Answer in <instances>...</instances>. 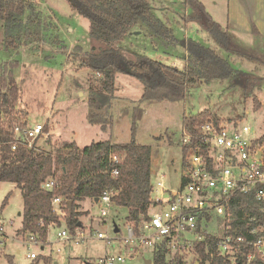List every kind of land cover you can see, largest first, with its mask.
<instances>
[{"label":"rangeland","instance_id":"1","mask_svg":"<svg viewBox=\"0 0 264 264\" xmlns=\"http://www.w3.org/2000/svg\"><path fill=\"white\" fill-rule=\"evenodd\" d=\"M25 1L34 5L37 16L32 24L27 20L28 11L24 13L19 28L21 38L15 48L11 46V50L4 48L3 24L0 21V74L3 64L9 66L8 63H11L8 70L19 89L17 112L26 117L28 127L43 125V133L33 142V146L40 151H50L52 145L63 140L75 141L79 147H84L105 139L115 143H127L134 139L137 143L151 146L153 188H157V182L162 180L164 187L172 190L180 185L183 114L208 109L222 124H248L256 134L262 133L264 38L255 37L253 40L250 36L248 40V34L236 38L239 34L231 33L234 48L226 52L213 41L205 23L193 20L194 10L186 0H148L156 16L172 28L177 41L170 44L151 37L145 25L138 23L121 41L105 43L91 38L88 20L73 11L67 0ZM209 9L213 7L209 6ZM216 9L215 13L220 17L221 4L218 3ZM34 28L38 36L29 32L26 37L25 31L34 32ZM186 38L204 41L214 48L230 62L235 74L225 80L212 79L188 85L187 94L181 100L140 103L143 112L136 119V128L132 132L142 83L132 75L117 73L114 96L106 110L109 124L103 129L86 120L91 73L81 65L76 52L99 51L112 46L129 59L143 54L182 69L185 52L182 42ZM253 97L259 100L260 107L254 106ZM2 118L0 113V122ZM47 139L51 144L47 143ZM6 196V203L1 206ZM78 206L77 209L82 212L79 220L82 224L80 231L85 236L83 239L61 241L57 232L65 227V222L59 220V226L49 227L46 240L31 242L30 236L20 232L21 189L12 182L0 181V227L5 235L0 245V264H8V258L13 264H80L116 254L125 257L122 264H147L146 259L155 264L152 248L142 246L133 254L130 251L132 245L124 241L127 208L109 206L107 214L101 215V204L88 198L80 201ZM153 208L150 212L155 210ZM217 223L213 219L206 226L207 230L218 235ZM115 226L117 231H114ZM98 232L105 237H98ZM31 253L34 258L30 257ZM170 257L171 252L167 258ZM182 259L187 263L200 260L196 253L188 249L183 251Z\"/></svg>","mask_w":264,"mask_h":264},{"label":"trees","instance_id":"2","mask_svg":"<svg viewBox=\"0 0 264 264\" xmlns=\"http://www.w3.org/2000/svg\"><path fill=\"white\" fill-rule=\"evenodd\" d=\"M70 8L88 20V32L91 38L105 43L121 41L130 33L133 26L143 23L149 36L159 38L167 43L177 39L172 28L152 10L148 0H67ZM194 10L193 20L207 25V32L221 49L231 52V33L219 23L213 21L201 2L186 0ZM185 2V3H186ZM28 11V12H27ZM28 13L27 20L33 24L37 11L31 2L25 0H0V21L3 24V45L11 50L21 38L19 28L21 17ZM16 30L17 33H14ZM254 31V30H253ZM37 35V29H27ZM255 35L257 31L253 32ZM38 36V35H37ZM235 39V38H234ZM235 41H237L235 39ZM186 66L183 69L152 59L147 55H137L135 59L125 57L119 49L108 46L99 51L76 52L82 66L90 70L88 94L86 102L88 112L86 120L106 128L109 118L106 110L114 96V81L117 73H125L136 77L142 83V94L135 106L132 122V132L136 128V119L143 112L140 103H151L156 100L176 101L187 94L188 85L197 82H208L212 79L225 80L235 74L230 62L219 55L216 50L199 40L186 38L182 42ZM237 44V43H236ZM237 46V45H236ZM9 66L3 64L0 74V181H9L21 189L22 210L20 232L24 235H35L37 242L44 241L50 224L59 226L57 216L52 213L50 201L53 196H60L66 208L64 222L70 233L81 226L77 208L80 201L88 198L95 202L104 192L110 194L113 207H125L127 213L125 222L134 226L137 233L144 220L149 218L150 210L155 203L151 199V156L150 145L140 144L132 139L127 143H115L110 139L92 142L79 147L75 141L63 140L52 145L50 151H40L32 146L27 148L19 143L11 150L15 142V127L24 128L26 117L16 109L18 85ZM254 106L260 107V102L253 97ZM211 121L219 123L216 115L204 109L194 114H183L182 132L190 134L186 143L180 142L181 164L189 151H196L206 156L207 145L199 133V126ZM261 138L264 139V118ZM47 143L51 144L49 139ZM117 153L118 163L109 160L110 153ZM208 160V159H207ZM117 170L113 175L111 171ZM58 170V173H57ZM49 177L56 179V185L51 190L41 187ZM7 196L3 199L4 206ZM79 203V204H78ZM70 205V206H69ZM264 203L255 199L252 192L238 193L229 202L226 212V222H230V234H241L243 241L234 261L215 254L217 238L204 233V239L195 242L192 250L199 256V264H264L259 254H254L249 262L246 255L254 253L252 242L262 233L252 232L263 227L262 209ZM5 236V235H3ZM191 250V249H189ZM170 251L162 242L152 253L155 264H194L182 259V253H175L167 258ZM8 264H13L8 258Z\"/></svg>","mask_w":264,"mask_h":264},{"label":"built area","instance_id":"3","mask_svg":"<svg viewBox=\"0 0 264 264\" xmlns=\"http://www.w3.org/2000/svg\"><path fill=\"white\" fill-rule=\"evenodd\" d=\"M43 125L35 124L33 127H15V142L11 150H15L19 143L27 148L33 146L34 140L41 135ZM200 137L208 147L206 156L196 151H189L185 156L180 170V185L168 190L163 181L157 182V188H152L151 199L155 210L151 211L149 218L144 220L138 232L134 226L126 224L124 241L132 245L130 251L135 254L142 246L153 249L165 242L172 253H183L184 250H194L195 242L204 239V233L217 238L215 254L234 261L243 241L241 234H230V222H226V212L232 197L238 193L252 192L256 200L264 203V139L261 133L256 134L248 125H227L206 121L199 126ZM190 134L183 132L182 143L188 142ZM112 163H118L120 157L117 153L109 154ZM208 159V160H207ZM111 173L117 174L114 168ZM56 185L54 177L47 178L41 187L51 190ZM153 187V186H152ZM101 204V215L107 214L111 205L110 194L106 191L95 201ZM52 213L59 220L64 221L66 208L60 196H53L51 201ZM154 209V208H153ZM217 220L220 233L212 234L207 225ZM264 223V208L262 209ZM65 224V223H64ZM51 226H57L50 224ZM77 226L73 233L66 228L57 232L61 241L70 239H83L85 236ZM49 230V229H48ZM252 232L262 233L252 242L254 253L246 255L249 262L254 254H259L264 260V226L253 229ZM4 232L0 227V245ZM97 236L104 238L101 232ZM31 242H37L35 235H30ZM30 257H35L33 253ZM125 257L122 254L105 255L93 262L80 264H122Z\"/></svg>","mask_w":264,"mask_h":264},{"label":"crops","instance_id":"4","mask_svg":"<svg viewBox=\"0 0 264 264\" xmlns=\"http://www.w3.org/2000/svg\"><path fill=\"white\" fill-rule=\"evenodd\" d=\"M203 5L204 9L210 15L211 19L226 28L230 33L239 34L236 38H241V34L246 35L248 40L250 36L253 40L255 37L264 38V0H198ZM221 4V14L217 17L215 13L216 5ZM212 6L213 9H209ZM218 18H222L221 20ZM256 30L258 35L253 32ZM206 40V36L204 37ZM200 41V40H199ZM202 43L206 44L204 41ZM248 43H250L248 41ZM185 54V52H184ZM181 65L185 68L186 63L184 58ZM181 69V68H180ZM151 156V169L152 168ZM82 226V225H81ZM151 263V262H150ZM149 263V264H150Z\"/></svg>","mask_w":264,"mask_h":264},{"label":"water","instance_id":"5","mask_svg":"<svg viewBox=\"0 0 264 264\" xmlns=\"http://www.w3.org/2000/svg\"><path fill=\"white\" fill-rule=\"evenodd\" d=\"M95 201H97V198L95 199ZM70 206V205H69ZM20 214V213H19ZM118 230V228L115 226L114 227V231H117ZM145 262L147 263V264H149L150 262H151V260L150 259H146L145 260ZM194 264H199L197 261L196 262H194Z\"/></svg>","mask_w":264,"mask_h":264}]
</instances>
